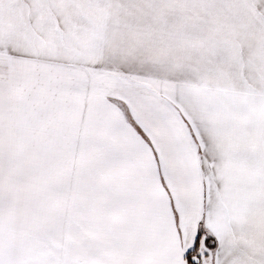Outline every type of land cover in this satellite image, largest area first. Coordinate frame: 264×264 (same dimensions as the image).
<instances>
[{"label":"snow or ice","instance_id":"6c2138e0","mask_svg":"<svg viewBox=\"0 0 264 264\" xmlns=\"http://www.w3.org/2000/svg\"><path fill=\"white\" fill-rule=\"evenodd\" d=\"M0 264H264V0H0Z\"/></svg>","mask_w":264,"mask_h":264}]
</instances>
